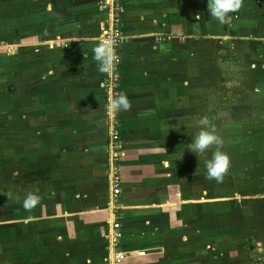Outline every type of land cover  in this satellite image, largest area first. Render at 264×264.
<instances>
[{"label": "crops", "instance_id": "obj_1", "mask_svg": "<svg viewBox=\"0 0 264 264\" xmlns=\"http://www.w3.org/2000/svg\"><path fill=\"white\" fill-rule=\"evenodd\" d=\"M104 1L79 0L85 10L68 27L52 10L62 0H31L26 7L43 5L44 14L39 18L30 9L24 38L17 27L2 30L0 15V264H106L111 219L119 224L120 264H251L253 257L264 258V182L253 184L252 198L241 196L235 210H213L204 175L181 164L186 142L180 135L191 132L181 126L180 103L196 100L194 87L211 83V39L222 33L213 29L218 21L207 0H118L124 37L116 51L120 93L132 108L115 116L123 156L111 215L105 74L93 58L107 20ZM3 7L0 0V13ZM230 20L254 23L236 30L241 38L258 40L254 55L260 60L264 0H243ZM21 54L28 66L18 73L12 60ZM42 61L50 66L43 68ZM8 67L27 77L33 105L24 114L19 99L11 96L7 104L15 92L5 90ZM245 109L263 118L252 132H263L264 94L252 95ZM20 156L25 160L19 162ZM254 171L264 176V159L254 162ZM239 182L237 190H243ZM30 191L40 203L26 211L22 203Z\"/></svg>", "mask_w": 264, "mask_h": 264}, {"label": "rangeland", "instance_id": "obj_2", "mask_svg": "<svg viewBox=\"0 0 264 264\" xmlns=\"http://www.w3.org/2000/svg\"><path fill=\"white\" fill-rule=\"evenodd\" d=\"M57 1L59 0H52V3ZM88 1L86 0V2ZM27 2L30 3L31 0H3L4 7L0 13L3 23L2 30L8 29L11 31L16 27L19 32L21 30H28L29 22L27 15H29L30 9L32 11L35 10V14L39 13V18L43 17V5L38 4L34 8L30 6L26 7ZM16 3H19L20 6L16 7ZM91 9L92 7L90 9L86 8L87 11ZM52 10L59 12L62 19L66 18L68 22L66 24L69 27L76 24L79 19V11L81 12V10L85 9L79 7V0H62L60 8ZM38 22L42 24L40 27L45 24V21L40 19ZM253 24L237 23L235 20L232 22L229 20L226 24H220L213 20V29H219L222 33L221 37L211 39L212 70L210 74L211 80L209 81L211 83L208 86L206 85L207 87H194L191 95L194 93L196 100L180 103L181 110L184 111L183 116H185L184 119H181V126H190L187 132H191L190 135H183V132L180 135V142H186L184 151H180V156L183 157V160L185 157V161L187 162L184 161L181 164L191 165L197 174L204 175L201 181L205 179L206 186H210L213 210L222 209L220 206H225L226 210H235L239 200L241 202V199H239L241 196H244L245 199L252 198L249 195L251 192L249 188L253 184L255 185L259 180L264 182V176L259 178L256 176L255 171L253 172L254 162L264 159V131L256 135L251 130L252 124L255 121L257 123L263 122V118H259L258 121V117L249 113L251 112L250 109H245L247 105H251L252 95L255 93L264 94V52L261 54L259 60L254 55V49L261 46L256 43L258 40L241 38L238 36L236 30V28L243 25L250 27ZM222 34L224 37H222ZM260 49L264 51V45ZM27 57V55L21 54L12 60V62L16 61L19 63L18 73L27 69ZM48 62L44 63L42 61L39 65L42 64V67L46 68L50 66ZM9 68L10 70L8 71ZM8 69L7 76L4 79L5 90L7 89L9 92L14 89L15 92L8 94V100L6 98L7 104L11 105V96H13L14 102H17V99H19V110L24 114L28 107L33 105V102L30 101L33 98L31 95L28 96L27 77L19 76L16 68L12 69V67H8ZM18 84V88L12 87V85L17 86ZM17 89L18 91H16ZM247 100L250 101V104ZM106 104L105 94V107ZM205 117L209 119L211 126H214L216 129V134L223 140L221 151L227 153L231 159V167L222 183H217L215 180L207 178L206 161L211 158L212 153L215 151V146L205 153L197 155L186 148L200 130L198 126L199 120ZM25 123V120H21V126H25ZM20 137L21 140L24 138L23 135ZM20 151H22L21 144ZM21 155H23V152ZM23 160L25 158H21L20 156L19 162ZM15 162L13 163L15 164ZM25 170L26 168H21L20 173L25 175ZM254 178L255 182H253ZM239 179L238 185L239 187H243V190H241L242 188L237 190L236 184ZM241 180H243V183ZM243 191L244 193H242ZM220 202L223 204L220 205ZM253 258L255 259L256 257ZM253 262L251 261V264Z\"/></svg>", "mask_w": 264, "mask_h": 264}, {"label": "clouds", "instance_id": "obj_3", "mask_svg": "<svg viewBox=\"0 0 264 264\" xmlns=\"http://www.w3.org/2000/svg\"><path fill=\"white\" fill-rule=\"evenodd\" d=\"M243 6V0H207V11L220 24L229 22L231 14L238 12ZM124 37L119 41L112 35H106L93 49V58L99 65L98 71L104 74H111L117 66L116 46L123 43ZM132 104L126 94L121 92L118 96L113 95L106 104V111L113 116L122 111H130ZM200 130L186 147L188 151L197 154L205 153L215 146V151L209 160L206 161L207 178L222 183L231 167L229 155L221 151L223 140L216 134V129L211 126L207 117L199 120ZM166 151V149H164ZM40 203V197L34 191L25 196L22 207L31 211Z\"/></svg>", "mask_w": 264, "mask_h": 264}, {"label": "built area", "instance_id": "obj_4", "mask_svg": "<svg viewBox=\"0 0 264 264\" xmlns=\"http://www.w3.org/2000/svg\"><path fill=\"white\" fill-rule=\"evenodd\" d=\"M104 4L108 5L107 20L105 25L101 28L98 41L100 42L106 35H112L118 41L122 37L121 27H120V17H121V6L118 0H105ZM59 46L62 48H68V45L64 42H58ZM121 45L118 43L117 48ZM7 51L12 53L13 47L8 46ZM118 57V55H117ZM120 61L118 57L117 66L114 72L111 74H105L103 79L102 87L106 94V102L108 103L109 99L113 95L120 94ZM107 142H106V153H107V184L110 192V213L113 215L116 211L114 206L115 199L120 194V184L121 176L119 170V161L123 156L121 148V140L119 135V129L115 116L107 112ZM119 224L117 221L111 219L109 234L107 235V252L108 257L106 264H120L123 260V254L118 251V241L120 234L118 232ZM253 264H264V258L256 257Z\"/></svg>", "mask_w": 264, "mask_h": 264}, {"label": "trees", "instance_id": "obj_5", "mask_svg": "<svg viewBox=\"0 0 264 264\" xmlns=\"http://www.w3.org/2000/svg\"><path fill=\"white\" fill-rule=\"evenodd\" d=\"M120 27H121V17H120ZM20 32H21V36H20V38H24V37L22 36V34H26V35H27L28 30H24V31L21 30ZM59 47H60V46H59ZM117 50H118V48H117ZM117 50H116V51H117ZM119 61H120V59H119ZM119 72H120V71H119Z\"/></svg>", "mask_w": 264, "mask_h": 264}]
</instances>
